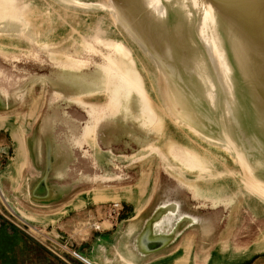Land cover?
Segmentation results:
<instances>
[{
    "label": "water",
    "instance_id": "1",
    "mask_svg": "<svg viewBox=\"0 0 264 264\" xmlns=\"http://www.w3.org/2000/svg\"><path fill=\"white\" fill-rule=\"evenodd\" d=\"M53 1L63 11L79 12L81 15L90 16L98 11L104 12L105 15H102V19H109L121 35L130 38L139 50L136 53L135 49L123 40L108 37L103 39L101 35H98L94 39L107 49L105 53H101L103 54V63H99L92 73H84L81 70L88 61L87 59L81 58V56L76 57L72 53L70 58L63 59L60 54L64 52L50 48L51 44L39 45L40 49L52 51L49 53L52 57L51 60L62 70L60 78L56 80L49 78V82L58 87L66 86L70 92L66 103L74 104V107L80 108L79 114H85L86 119L84 120L75 114L72 115L74 116L72 125L69 124V126L71 131L73 129L75 131L66 138V141L74 145V150L82 148L83 153L90 159V174L86 177L90 187L95 188L91 192L92 199L95 200L96 194L104 195L108 200L112 198L111 201L115 197L125 200L133 197L140 198L141 202L133 217V220L137 219V221L130 226L132 227L138 221L141 226L135 231L131 228L130 231L133 232L131 239L135 237V240L133 239L130 245L144 259L156 256V261L150 258V264L156 262L161 264L163 260V264H167L165 263L167 259L168 263L176 259H180V261L187 259V263L197 264L219 260L222 255L229 253L230 248L198 249L197 242L193 239V235L196 234H186L185 227L193 226L192 224L198 220L192 210V206H194L192 200L203 203L197 208L209 206V204L219 209L224 206L228 207L230 209L228 216L231 217H227L225 211V218L222 217L225 221L237 220L236 217L240 215L239 208L247 202V199H249L250 208L252 201L264 203V185L261 183V180L264 181V0H204L225 25L221 33L224 41V53L221 55L225 78V82L222 84L225 85L224 88L221 87L216 73L212 72L210 62H208V66L211 79L215 81L214 88H209V84L200 83L198 74L184 69L181 66L183 63L180 62L176 63L178 73L171 74V76L166 68H161L156 63L151 51L142 46L120 23L115 24L111 15L114 8L113 0ZM161 1L162 4L168 5L166 0ZM16 2L19 6H25L24 8L16 7L19 10V16H23V19H20L22 23L16 24L14 31L7 30L9 25L6 28L0 24V35H17L27 41L37 43L36 34L31 30L34 26V31H37L35 30L36 26L32 23L31 16L34 12L32 5L28 4L26 0H17ZM171 4L168 12L165 11V15L161 17V27L157 28L162 30L160 41L164 40L168 44H172L170 41L172 37L170 38L169 34L177 25L176 8L178 6H176V1ZM147 9L146 7L145 10ZM158 16L156 15L155 20ZM80 21L79 19L78 23ZM103 33L104 36L108 34L107 32ZM157 35L159 37V34L156 33L155 42H159ZM80 36L86 38L82 34ZM198 39L196 37V45H199L204 51L202 41ZM236 40H238L236 45L241 46V52L243 56H246L242 60L236 57L237 48L233 49ZM113 42L123 43L132 52L133 67L142 76V86L152 101L153 117L156 119L153 122L148 120L144 113L140 114L141 111L136 118L131 113L134 110L132 107L121 108L109 103L111 84L107 82V79L115 73ZM4 46L7 47L2 45V47ZM204 54L206 55V52ZM244 58H247L246 61ZM74 61L75 65H71L70 62ZM120 61L125 63L123 60ZM65 63L70 65L65 67L67 65ZM71 74L74 76H67ZM99 74L103 76L104 80L102 85L97 88L92 85V82L97 79ZM155 75L159 79L157 88L152 78ZM35 80L36 78L31 82ZM202 90H207V92ZM204 92L207 95L203 94ZM102 94L106 97L105 100H85L89 96L96 95L98 97ZM171 95L172 97H170ZM175 99L179 102L180 110L186 111L187 109L195 119L189 117L191 119L187 120L186 117L179 116V112H176L179 108L174 104ZM55 102L47 101V111L42 117L44 133L43 136H39L37 152L36 149L32 150L30 142L27 145V141L22 135H17L24 140V169L28 167V172L26 171L25 175L21 174L20 184L22 186L26 184L27 196L31 200H34L35 197L43 199L51 193L49 185L45 183L44 179L34 185V175L29 165H34L35 155L39 165L44 164L46 155L48 163L57 165V169L54 171L58 174L62 172L61 163H59L60 156L65 158L66 155H70V153L58 151L59 158H56L53 163L50 161L51 157L49 158L52 153H45L46 126L48 151L49 142L53 141L49 128L53 126L54 132L57 133L56 128L61 127L60 118L59 121L51 119L50 109L56 106ZM7 107H9L8 99L0 89V120H2L1 117H5L1 114L6 112L4 108ZM58 108L65 109L66 105ZM70 115L71 112L64 111L63 117L68 121ZM192 119L196 122H193ZM26 127L28 129V125ZM171 127L174 128L173 131L170 129ZM177 128L182 131H177ZM134 130L137 131L136 137L132 135ZM22 131L23 129L20 127L17 132L22 133ZM179 132L187 134L189 140L196 146L179 141ZM27 133L32 134L33 127H29ZM59 138L60 136L54 137V140L60 142L62 138ZM124 138L128 144L129 139L136 141L137 148L133 152L126 153L123 149L117 151L114 148L115 142L124 141ZM54 156H56L55 153ZM191 157L197 160L194 166L187 163V159L189 160ZM48 163L46 168L50 170ZM29 170L31 171L30 175ZM18 171L20 172L21 169L18 168ZM164 176L168 177L166 183L163 179ZM163 188H168L170 195L157 201L158 194ZM244 192H248L247 199ZM254 196L261 198L260 201L253 199ZM77 200L80 202V199H76L75 202ZM155 202L158 204L150 214L144 216ZM262 203L260 204L262 205ZM195 210L197 209L194 208ZM261 213L264 214V209L261 210ZM168 224L169 228L163 230L165 229L163 227ZM185 234L184 239L183 235ZM253 236H255V240L251 241L247 247H241L243 253L264 248V229L259 234L254 233ZM237 250L235 246L234 251L237 252ZM79 252L91 264H99L88 255ZM163 253L167 254L163 257L161 256ZM184 254L186 255L184 256ZM201 260L203 263H200ZM127 263L134 262L130 260Z\"/></svg>",
    "mask_w": 264,
    "mask_h": 264
},
{
    "label": "rangeland",
    "instance_id": "2",
    "mask_svg": "<svg viewBox=\"0 0 264 264\" xmlns=\"http://www.w3.org/2000/svg\"><path fill=\"white\" fill-rule=\"evenodd\" d=\"M26 2L34 9L31 17L37 31H34V26L31 30L36 34L33 33L37 37V43L17 35H0V89L8 99L9 106L4 108L6 112L1 115L5 117H1L0 120V264H87L75 256L74 250L83 252L99 264H150V258L156 261V256L144 259L130 245L135 238L131 239L133 233L130 231L131 228L135 231L141 226L139 221L130 226L137 221L133 220L136 204L124 202L125 199L120 197H115L113 201L110 198L92 199L91 192L95 188L90 187L86 177L90 174V159L83 153L82 148L74 150V145L66 141V138L75 131V129L71 131L69 126L72 125L74 117L72 115L75 114L84 120L85 114H79L80 108L74 107V104L66 103V98L70 94L66 86L58 87L49 82V78L53 80L60 78L62 70L51 60L49 53L52 51L40 49L39 45L51 44L50 48L64 52L60 54L63 59L70 58L71 53L87 59L81 70L84 73H92L99 63H103L101 53H105L107 49L94 39L98 35L103 39L108 37L123 40L129 43L136 53L139 52L138 47L130 38L121 35L109 19H102L104 12L98 11L86 16L74 11L65 12L53 0ZM79 19L81 21L78 23ZM103 32L108 34L104 36ZM35 78L36 80L31 82ZM152 78L157 88L159 79L156 75ZM26 86L28 87L25 89ZM104 94L98 97L92 95L85 100H105ZM49 100L56 101V106L50 109L51 119L59 121L60 118L61 127L56 128L57 133L54 132L53 126L49 128L53 141L49 142L48 151L46 126L45 153L53 154L49 156L53 163L59 158L58 151L70 155H66L65 158L60 156L62 172L59 174L54 171L57 165L48 163L46 155L43 165L36 162L35 155L34 165H29L34 175V185L44 179L51 193L43 199L35 197L31 200L27 196L26 184L23 186L20 184L21 174L25 175L28 167L24 169L25 158L23 164H19L16 136L22 135L27 145L30 142L32 150L36 149L37 152L39 136H43L44 133L42 117L47 111L46 104ZM63 105H66L65 109L58 108ZM64 111L71 112L68 121L63 117ZM27 125L28 129L33 127L32 134L27 133ZM20 127L23 129L22 133L17 132ZM170 129L174 130L173 127ZM136 132L134 130L132 134L135 137ZM178 135L179 141L196 146L184 132H179ZM59 136L62 138L60 142L54 140V137ZM195 139L202 143L196 137ZM135 142L129 139L128 144L124 138V141H116L114 148L117 151L123 149L126 153H131L137 148ZM21 160L23 161V158ZM47 163L50 170L46 168ZM18 168L21 169L20 172ZM163 179L166 183L168 177L164 176ZM231 183L234 184L233 181ZM244 193L247 199L248 192ZM169 195V189L163 188L158 194L157 201ZM255 197L252 198L260 201L261 198ZM76 199H80V202L78 200L75 202ZM192 201L194 202L192 210L198 220L192 224L193 226L185 227V231L186 234H196L193 235V239L197 242L198 249L230 248L229 253L219 259L223 264H264V250L243 253L241 249L255 240L254 233L259 234L264 229V214L261 213L264 203L252 201L250 208L247 199L239 208L240 215L236 217L237 220L225 221L222 219L223 216L225 218V211L227 217H231L228 216L230 213L228 207L219 209L209 204L197 208L203 203ZM115 202L121 203L122 209L119 214L111 212V205ZM157 204L153 203L144 216L150 214ZM68 205L70 206L66 208ZM194 208L197 210L194 211ZM163 228L168 229L169 224ZM186 234L183 235L184 239ZM235 246L237 252L234 251ZM165 254L167 253L161 256ZM130 260L134 263H127ZM167 261L168 259L165 263L169 264ZM171 262L170 264L185 263L184 261L181 263L180 259L177 263ZM163 263L164 260L161 264Z\"/></svg>",
    "mask_w": 264,
    "mask_h": 264
},
{
    "label": "bare ground",
    "instance_id": "3",
    "mask_svg": "<svg viewBox=\"0 0 264 264\" xmlns=\"http://www.w3.org/2000/svg\"><path fill=\"white\" fill-rule=\"evenodd\" d=\"M16 1L17 0H0V24L4 25L6 28L9 25L7 30L14 31L16 24L22 23L20 19H23V16H21L22 18L19 16V10L16 7L24 8L25 6H19ZM166 1L168 5L162 4L161 0H113L114 8L111 15L115 24L118 25L120 23L127 32L132 34L136 40L142 44V46L151 51L156 63H158L161 68H166V71L170 75H176V73H178L176 63L180 62L183 63L181 66L184 67V69L198 74L200 83L203 82V85L209 84V88H214L215 81L211 79L208 66V62H210L209 65L212 67V72L216 73L221 87L224 88L225 85L222 84H224L225 78L223 76L224 70H222L223 66L221 61V55L224 53V41L221 35L223 28H225L224 23L204 0ZM174 1H176V6H178L176 8L178 12H176L177 25L169 34L170 38L172 37L170 39L172 44H168L164 40L160 41L162 30L161 28H157L161 27V17L165 15V11L168 12L170 8L169 5H172L171 2ZM62 2L71 1L62 0ZM146 7L148 8L147 10H145ZM156 15L159 16L155 20ZM156 33L159 34V37L157 35L159 42H155ZM196 37L202 41L204 51L199 45H196ZM237 41L238 40L234 41L235 45H233V49L234 47L237 48L238 53L236 57L242 60L243 57L246 56H243L241 46L238 44L236 45ZM112 45L114 49L113 55H115L113 58L115 61L112 59L115 73L111 78L107 79V82L111 84L109 87V103L120 106L121 108H127L128 106L129 108L132 107L134 110H132L131 113H133L136 118L141 111L140 114L144 113L148 120L153 122V120L156 119L153 117L152 101L142 86V76L133 67L134 59H132V52L123 43L113 42ZM204 52H206V55ZM178 53L181 54L178 55ZM246 59L247 58H244V61H246ZM120 60L125 61V63ZM70 63L71 65H75L76 62ZM65 64H67L65 67L70 65L69 63ZM67 76L73 77L74 75L71 74ZM103 80V76L99 74L97 79L91 82L92 85L99 88ZM202 91L207 92V90ZM206 92L203 94L207 95ZM209 96H211L210 93ZM170 97H172V95ZM174 104L179 108L177 109L175 106L177 109L176 112H179V116L183 118L186 117L185 119L187 120L191 119L189 117L195 119L187 109V112L180 110L181 107L177 100L174 101ZM194 119H192V121L196 122ZM16 141L18 143V161L19 164H23L21 159L25 156L24 140L22 137L16 136ZM39 150L42 160L41 145ZM195 161L197 160L192 157L189 160L187 159V163L191 166L196 164ZM261 183L264 185L263 180H261ZM95 199L108 200V198H105V196L101 194H96ZM82 260L84 261V259ZM183 261L185 263H183ZM85 262L89 264L87 261ZM180 262L186 264L187 259H182ZM201 262L203 263V260H201Z\"/></svg>",
    "mask_w": 264,
    "mask_h": 264
},
{
    "label": "crops",
    "instance_id": "4",
    "mask_svg": "<svg viewBox=\"0 0 264 264\" xmlns=\"http://www.w3.org/2000/svg\"><path fill=\"white\" fill-rule=\"evenodd\" d=\"M18 148V147H17ZM124 202H127V203H133V204H136V207H135V209H134V213H135V210L137 209V207L139 206V204H140V202H141V200H140V198H131V199H127V200H125ZM262 250H264V249H262ZM185 251V250H184ZM259 251H261V250H258V249H256L255 250V253H257V252H259ZM185 253L187 254V252L185 251ZM186 254H184V256L186 255ZM225 261H227V260H225ZM178 262V260L176 259V260H174V262L173 263H177ZM172 263V262H171ZM170 264V263H169ZM187 264H191V263H187ZM193 264H197V263H193ZM205 264H223L222 262L220 263L219 262V260H217V261H213L212 263H205Z\"/></svg>",
    "mask_w": 264,
    "mask_h": 264
},
{
    "label": "built area",
    "instance_id": "5",
    "mask_svg": "<svg viewBox=\"0 0 264 264\" xmlns=\"http://www.w3.org/2000/svg\"><path fill=\"white\" fill-rule=\"evenodd\" d=\"M111 212H113V213H117V214H119V211H120V209H122L121 208V203L120 202H115V203H113L112 205H111ZM73 253L75 254V256H77L78 258H82V259H84V261H87L81 254H80V252L79 251H77V250H74L73 251ZM88 262V261H87ZM89 264H91L90 262H88Z\"/></svg>",
    "mask_w": 264,
    "mask_h": 264
}]
</instances>
